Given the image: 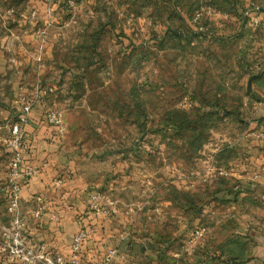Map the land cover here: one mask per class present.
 Instances as JSON below:
<instances>
[{"label":"rangeland","instance_id":"374dc122","mask_svg":"<svg viewBox=\"0 0 264 264\" xmlns=\"http://www.w3.org/2000/svg\"><path fill=\"white\" fill-rule=\"evenodd\" d=\"M54 2L47 45L42 33L28 46L42 28L31 3L0 0V247L10 125L40 86L36 108L62 111L56 174L75 179L84 208L94 190L127 212L109 221L128 231L111 264L244 262L250 235L213 175L264 146V0Z\"/></svg>","mask_w":264,"mask_h":264},{"label":"crops","instance_id":"0c3cea01","mask_svg":"<svg viewBox=\"0 0 264 264\" xmlns=\"http://www.w3.org/2000/svg\"><path fill=\"white\" fill-rule=\"evenodd\" d=\"M29 2L35 10V21L36 23L41 21L42 28L37 27V30H32L33 33L26 35V44L33 46V42L39 39L32 37L33 34L39 36L43 33V44L46 46L47 33L54 20L52 15L59 6V2H46L45 0H29ZM9 65L13 64L9 62ZM41 101H43L42 98L35 99L33 102L30 122L27 125L32 141L29 144V152L24 154V159L25 162L33 164L36 171L26 180L20 190L18 214L22 230L28 235L29 244L36 250L68 257L72 254L70 242L73 235L78 230L85 229L88 235L82 244L81 257L87 264H97L108 247L115 246L117 249L128 237L127 230L117 232L109 222L112 220L124 222L127 212L123 213L105 194L100 207L94 209L90 199V193L93 190H88L87 203L84 208L78 200L79 193L75 179H70L69 174H56L63 157L57 151L59 139L50 136L51 132H54L53 128L43 121L42 111L36 108L44 106V103L40 104ZM251 151V155L236 156L230 160L229 162L233 164L228 165L234 166L227 170L219 165L217 173L213 175L225 181L216 193L223 195L219 196L229 201L223 213L226 212L228 218L233 220L235 231L243 233L241 230H245L250 235L249 238L246 235L247 258L250 261L264 258V146L255 147ZM54 176L61 178L60 184H51ZM226 186L229 188L225 189ZM37 195L43 198L46 209L36 216L34 210L37 205L35 199ZM184 209L187 207L184 206ZM0 264L22 263L6 260L4 256H0Z\"/></svg>","mask_w":264,"mask_h":264},{"label":"built area","instance_id":"2783aa9c","mask_svg":"<svg viewBox=\"0 0 264 264\" xmlns=\"http://www.w3.org/2000/svg\"><path fill=\"white\" fill-rule=\"evenodd\" d=\"M46 2H54L55 0H45ZM70 3H72L70 1ZM35 16V10H32L30 17ZM42 32V30H41ZM42 39L44 37L42 36ZM46 89L39 86L32 96L21 97L23 102L20 106V110L16 115L17 118L10 125V137L8 140L11 158L9 160V168L15 182L10 189V196L7 201L6 210L12 215L10 223L4 227V234L6 235L5 243L0 247V252L5 250L7 253V259L9 260H20L22 264H87L81 257V248L88 232L85 229L78 230L72 237L70 242V249L72 254L68 257L62 256L60 254H47L43 251L36 250L28 242V235L24 233L21 227V219L19 217L20 208V190L23 185V181L28 180L36 171V167L33 164L25 162L24 151H23V141L25 139V134L28 132L27 125L30 122V113L33 105V98L40 99L46 93ZM43 120L54 130L50 136L53 138H59L62 129V111L47 107L43 112ZM50 137V138H51ZM61 182L59 176H54L51 180L52 185H58ZM104 198V194L96 191L90 193L91 206L94 209L100 207L101 200ZM37 201L36 209L34 214L40 215L46 209V204L40 195L35 197ZM54 217V215H51ZM204 227H196L192 231L194 237L203 235ZM117 253L115 246L108 247L104 252L101 261L97 264H110L112 258Z\"/></svg>","mask_w":264,"mask_h":264},{"label":"trees","instance_id":"16d2710c","mask_svg":"<svg viewBox=\"0 0 264 264\" xmlns=\"http://www.w3.org/2000/svg\"><path fill=\"white\" fill-rule=\"evenodd\" d=\"M44 121V120H43ZM45 122V121H44ZM30 133V132H29ZM51 139V138H49ZM31 138H30V135L28 134V132L25 134V139L23 141V151L24 153H28L29 152V144L31 143ZM26 183V181H23V184ZM23 186V185H22ZM253 262L250 261L249 259H246L244 262H237V263H232V264H251Z\"/></svg>","mask_w":264,"mask_h":264},{"label":"water","instance_id":"95a60500","mask_svg":"<svg viewBox=\"0 0 264 264\" xmlns=\"http://www.w3.org/2000/svg\"><path fill=\"white\" fill-rule=\"evenodd\" d=\"M251 79H252V78H249V80H248V86H247V90H249V91L251 90V87H250V82H251Z\"/></svg>","mask_w":264,"mask_h":264}]
</instances>
